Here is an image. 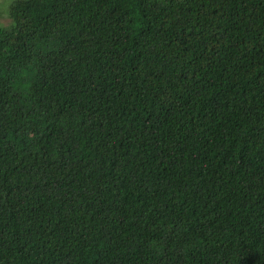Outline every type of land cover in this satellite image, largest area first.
I'll list each match as a JSON object with an SVG mask.
<instances>
[{
	"label": "trees",
	"instance_id": "obj_1",
	"mask_svg": "<svg viewBox=\"0 0 264 264\" xmlns=\"http://www.w3.org/2000/svg\"><path fill=\"white\" fill-rule=\"evenodd\" d=\"M0 264H264V0L0 3Z\"/></svg>",
	"mask_w": 264,
	"mask_h": 264
},
{
	"label": "rangeland",
	"instance_id": "obj_2",
	"mask_svg": "<svg viewBox=\"0 0 264 264\" xmlns=\"http://www.w3.org/2000/svg\"><path fill=\"white\" fill-rule=\"evenodd\" d=\"M2 14H3V13H2ZM1 20H2V22L5 23V24H7V23L9 22V18H8V16H7L6 14H3V15L1 16Z\"/></svg>",
	"mask_w": 264,
	"mask_h": 264
},
{
	"label": "clouds",
	"instance_id": "obj_3",
	"mask_svg": "<svg viewBox=\"0 0 264 264\" xmlns=\"http://www.w3.org/2000/svg\"><path fill=\"white\" fill-rule=\"evenodd\" d=\"M0 3H3V0H0Z\"/></svg>",
	"mask_w": 264,
	"mask_h": 264
},
{
	"label": "snow or ice",
	"instance_id": "obj_4",
	"mask_svg": "<svg viewBox=\"0 0 264 264\" xmlns=\"http://www.w3.org/2000/svg\"><path fill=\"white\" fill-rule=\"evenodd\" d=\"M3 2H5V0H3Z\"/></svg>",
	"mask_w": 264,
	"mask_h": 264
}]
</instances>
